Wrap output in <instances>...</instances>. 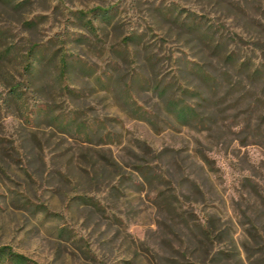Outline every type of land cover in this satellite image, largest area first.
Returning a JSON list of instances; mask_svg holds the SVG:
<instances>
[{
	"label": "rangeland",
	"instance_id": "1",
	"mask_svg": "<svg viewBox=\"0 0 264 264\" xmlns=\"http://www.w3.org/2000/svg\"><path fill=\"white\" fill-rule=\"evenodd\" d=\"M251 233L264 0H0V264H248Z\"/></svg>",
	"mask_w": 264,
	"mask_h": 264
},
{
	"label": "trees",
	"instance_id": "2",
	"mask_svg": "<svg viewBox=\"0 0 264 264\" xmlns=\"http://www.w3.org/2000/svg\"><path fill=\"white\" fill-rule=\"evenodd\" d=\"M26 69L29 71V73H32L33 65L27 66ZM195 109L190 108V110L186 107H183L178 111V115L180 117H185L193 113ZM248 239L252 244V239L253 242L255 241L254 245H248L244 244V248L247 251V259H248V264H264V243L256 239V236L254 234H248ZM256 239V240H255ZM257 245V246H256ZM13 261L18 264H24L23 256H17L12 257Z\"/></svg>",
	"mask_w": 264,
	"mask_h": 264
}]
</instances>
